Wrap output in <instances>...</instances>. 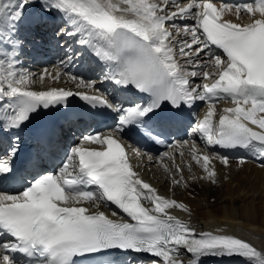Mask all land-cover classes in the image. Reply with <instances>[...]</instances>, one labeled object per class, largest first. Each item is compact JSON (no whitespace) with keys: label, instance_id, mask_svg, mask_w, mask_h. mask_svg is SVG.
<instances>
[{"label":"snow or ice","instance_id":"snow-or-ice-1","mask_svg":"<svg viewBox=\"0 0 264 264\" xmlns=\"http://www.w3.org/2000/svg\"><path fill=\"white\" fill-rule=\"evenodd\" d=\"M28 9H34L32 19L37 24L55 10L61 17L59 34L73 39L108 69L102 68V79L118 91L134 90L144 99L112 103L109 95L99 92L96 81L70 71L18 70L23 43L16 37ZM225 13L235 16L236 22L224 18ZM245 13L248 21L239 22ZM78 55L69 48L65 58L72 63ZM37 75L42 84L67 77L76 90L54 86L32 90ZM73 96L97 109L113 110L115 127L103 134L83 135L52 172L42 171L40 153L30 155L17 171L15 158L22 141L11 135L4 147L5 134L19 130L38 109L66 105ZM221 100L234 107L223 108L214 121ZM165 102L174 109L207 104L203 118H197L187 133L190 139L175 145H187L201 167L204 175H193V181L215 184L212 162L219 160L224 167L231 163L227 154H201L191 139L196 134L206 147L246 151L248 155L238 157L237 164L243 166L251 159L264 170V0L219 7L210 0L183 4L178 0H0V182H18L22 187L11 193L0 191V264H75L78 256L109 249L151 254V264H201L206 256H237L264 264V251L246 240L198 233L170 215L166 209L187 211V205L160 195L134 170L122 136L142 129L148 139L164 143L157 129L170 126L175 117L150 123V114L155 115ZM131 151L137 158L146 155L150 163L158 162L151 154ZM171 157V152L162 154ZM165 170H169L166 165ZM176 172L182 169L176 166ZM25 174L32 179L26 181ZM182 181L183 175L179 179L173 175L171 183ZM109 204L119 210L112 211V217L122 213L127 219L110 218L100 210Z\"/></svg>","mask_w":264,"mask_h":264},{"label":"bare ground","instance_id":"bare-ground-1","mask_svg":"<svg viewBox=\"0 0 264 264\" xmlns=\"http://www.w3.org/2000/svg\"><path fill=\"white\" fill-rule=\"evenodd\" d=\"M178 2L187 3L186 0H178ZM224 17L236 20L231 14L225 13ZM248 19L245 13L240 21L247 22ZM38 70L39 68H33L32 73L38 74ZM33 78L36 83L34 87H40L38 75ZM46 82L47 79L44 83ZM198 82L200 80L196 81ZM57 85L76 90L75 85L68 80L60 81ZM0 112L3 111L0 110ZM130 153L135 170L144 180L153 185L160 195L175 199L188 207L187 211L178 207H171L166 211L178 215L200 230H204L202 227H210L223 229L218 233L233 232L230 234L251 237L257 235L260 237L258 242L264 251V170L259 165L245 163L240 166L236 161L231 160L230 166L224 167L220 161L214 160L212 163L217 172V183L213 184L206 179L194 181L191 179L193 175L200 177L204 173L190 160H187L189 162L187 165L186 160L177 156L176 164L168 163L169 170L166 171L157 163H150L146 157L137 158L131 150ZM176 166L182 169V173L176 172ZM173 175L176 179L183 175L184 181L173 185L171 183ZM201 264H252V262L237 256H206L201 258Z\"/></svg>","mask_w":264,"mask_h":264}]
</instances>
